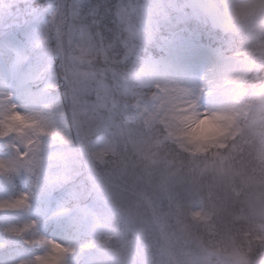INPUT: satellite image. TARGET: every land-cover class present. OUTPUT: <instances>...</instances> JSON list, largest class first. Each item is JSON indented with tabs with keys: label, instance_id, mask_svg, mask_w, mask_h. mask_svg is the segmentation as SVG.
<instances>
[{
	"label": "rangeland",
	"instance_id": "rangeland-1",
	"mask_svg": "<svg viewBox=\"0 0 264 264\" xmlns=\"http://www.w3.org/2000/svg\"><path fill=\"white\" fill-rule=\"evenodd\" d=\"M28 1L2 0L0 7V97L7 93L18 111L39 121L0 116L2 128L14 134L0 142L2 148L10 145L9 153L0 149V202L27 197L25 207L0 210V264H37L36 258L49 254L54 245L69 250L64 264H264L236 245L234 252L224 246L206 250L202 232L221 242L229 222L247 220L263 225L264 233V160L258 159L264 151V107L251 100L243 105L242 120L251 122L249 138L239 140L241 123L220 155L203 160L186 157L145 119L148 95L135 99L131 126L115 120L109 109L117 98L114 85L127 93L125 76L141 88L171 85L178 77L199 89L215 80L209 65L223 75L228 70L233 76L251 72L239 59L242 53L226 55L213 34L218 29L238 34L228 25L223 0L121 1L117 13L125 21L120 57L108 53L91 29L98 20L88 17H97L101 10L98 3L90 5L95 0H49V7L38 6L22 26L26 40L19 38L12 6ZM161 18L170 25L198 20L213 33L183 26L172 37L162 34L156 51L145 49L137 64L129 66L140 42L155 38ZM189 51L195 57L191 65L179 61ZM81 53L106 64L95 65L99 72L85 67L95 73L87 92L74 90L66 73L74 55ZM59 57L61 75L55 70ZM120 61L126 69L106 74L104 67ZM61 84L69 92L77 125L64 130L53 118L46 127L48 151L35 158L37 132L45 121L40 116L45 117L53 89ZM33 180L46 183L48 196L34 198L29 185ZM14 182L20 185L18 191ZM73 211L89 224L90 240L79 243L61 226ZM27 238L35 242L25 245Z\"/></svg>",
	"mask_w": 264,
	"mask_h": 264
},
{
	"label": "clouds",
	"instance_id": "clouds-1",
	"mask_svg": "<svg viewBox=\"0 0 264 264\" xmlns=\"http://www.w3.org/2000/svg\"><path fill=\"white\" fill-rule=\"evenodd\" d=\"M223 3L229 27L245 38L239 59L252 71L212 80L199 89L160 83L147 97L145 119L157 126L168 144L197 160L217 157L232 142L243 123L242 106L249 100L264 107V0ZM20 150L25 151L23 144Z\"/></svg>",
	"mask_w": 264,
	"mask_h": 264
},
{
	"label": "trees",
	"instance_id": "trees-1",
	"mask_svg": "<svg viewBox=\"0 0 264 264\" xmlns=\"http://www.w3.org/2000/svg\"><path fill=\"white\" fill-rule=\"evenodd\" d=\"M121 1L123 0H95L94 2H91V6H96L98 3V7H100V12L97 14V17H88L89 21H97L96 25H92V28L94 30L95 36L98 39L100 37L101 42L103 46H105L108 53L112 55H117L116 57H120L123 49L121 48V41L120 37L123 33V22L125 21V17H122L117 13L118 4H121ZM46 3L48 7L50 6L49 0H30L28 2H24L21 4H14L12 6V10L16 12H11V20L15 21V25L13 26V30H18L19 36L21 39L26 40L25 31L22 30V26H24L25 22L28 19H31L34 12L38 8V6H42ZM96 4V5H95ZM3 5L2 0H0V7ZM179 23V22H178ZM174 23L173 25H170L164 18L158 19L157 22V28H155L153 31L155 33L154 39L148 40L144 39L140 42L139 46L136 47L134 50V55L131 56L129 59L131 65L137 64L136 61H139L138 55H141L144 50L149 51H156V45L161 42L162 34L166 36L173 35V32L179 28H182L183 26L189 27L191 30H198L205 33H213V31H210L208 27H204L202 22H199L198 20L188 19V22L182 23ZM17 24V25H16ZM12 30V26L7 28V31L10 32ZM215 37L219 38V44L222 45V49L225 52V54H231V55H238L239 53H242L244 46H243V35L238 33L237 35H234L233 33H223L221 29L216 30L215 33H213ZM98 39V40H100ZM126 60V59H125ZM127 61V60H126ZM136 62V63H135ZM61 58L56 59V67L55 70L60 75L63 74V65H62ZM110 66L104 67V71L108 75H112L114 73H121L125 68L123 65V62L120 61L119 64H111ZM95 65H100L101 67L103 65H106L104 63L99 62H93V64L90 65L91 68L95 69L96 72H99L97 70V67ZM84 67H87V65H84ZM125 79L129 81V84L127 85V93L119 92L117 91L119 86L117 85L113 87V92L115 95H117V98L115 99V105L112 103L109 107L111 112H113L114 119L117 121H120L122 124L127 123L130 126L132 125V118L131 111L132 106L135 103V99L137 97H143V96H149L150 95V89L147 88H141L137 83L130 80V77H126ZM52 99L49 104V107L47 109L46 115H45V121L41 125L40 129L37 132V142L33 147V155L35 158L40 157L42 151H46L44 149L47 147V142L45 141V137L47 134V126L51 125L52 119H59L61 122V126L64 128V130H68L70 125L72 128L77 125V121L75 120L74 116V107L71 105V99L69 92L67 91V88L64 85H58L53 89L52 93ZM251 122L250 121H243L241 124V130L242 135L239 137V140L243 137L249 138L250 135V127ZM71 128V129H72ZM41 129H44V131H41ZM137 129V128H136ZM5 133H9V136L14 138L13 131L11 129H3L0 125V142L2 141V138L4 137ZM252 138L254 140V137L252 135ZM243 142V141H242ZM244 142H247L246 139H244ZM0 145V149L4 151V153L10 152V145H8L6 148H2ZM263 146V145H262ZM264 150V149H263ZM172 154V153H169ZM259 160H264V151L258 158ZM15 183V182H14ZM17 191L20 188L19 183H15ZM31 186L32 193L34 195V198H45L48 196V189L46 187V183L41 181L33 180L29 184ZM61 226L64 228V230L70 234L72 237H75L76 240L80 243L85 240H90L91 234L89 233V224L83 222L82 218L79 216V214L76 211H73L71 215L68 217L62 218L60 222ZM167 225V224H166ZM233 225V226H231ZM165 226V225H164ZM263 225H254L251 222L245 220H238L237 222H229L228 223V229L225 232L226 237L223 238L224 232L220 234L219 237H222V241H214L211 237V233L209 231L204 232V239L209 245L208 247H204L206 250H212L214 248L221 249L223 248L229 250L230 252L236 251L235 245L238 248H241L244 253H246L247 256H251L254 258V260H262L264 259V233L262 229ZM166 231L167 226L164 228ZM218 233H220V228H217ZM169 232V231H168ZM228 232V233H227ZM214 233V232H212ZM207 235V237H206ZM224 240V241H223ZM228 241V242H226ZM25 245H32L33 242H35V238H27L23 241ZM213 242V243H212ZM226 242V243H225ZM235 248V249H233ZM223 250V249H222ZM202 252V251H201ZM208 253V252H206ZM212 258L215 257L214 250L211 252ZM214 260V259H213ZM170 262V261H169ZM171 263V262H170ZM22 264V263H21ZM36 264V263H34ZM39 264V262L37 263ZM172 264V263H171Z\"/></svg>",
	"mask_w": 264,
	"mask_h": 264
},
{
	"label": "snow or ice",
	"instance_id": "snow-or-ice-1",
	"mask_svg": "<svg viewBox=\"0 0 264 264\" xmlns=\"http://www.w3.org/2000/svg\"><path fill=\"white\" fill-rule=\"evenodd\" d=\"M87 55L81 53L79 55H74L72 63L69 64L66 73L67 79L71 82L74 90L79 92H87V82L91 77L95 75L94 72L88 71L84 65L93 64V59H87ZM0 105H4L3 111H0V116L3 117L4 120H13V121H22V120H32L33 123H39V121L30 117L29 115L22 114L17 110V106L11 103V96L0 97ZM78 115H86L85 113H79ZM41 120H44L45 117L40 116ZM88 121H84L85 126L88 125ZM44 131V129H42ZM50 135H54L55 133H49ZM9 133H5L3 138H8ZM27 201V197L25 196L21 200H17L14 202H0V210L8 208V209H18L25 207ZM19 234V233H18ZM69 250L65 249L61 246L54 245L51 252L43 257H37V261L39 264H64V259Z\"/></svg>",
	"mask_w": 264,
	"mask_h": 264
},
{
	"label": "bare ground",
	"instance_id": "bare-ground-1",
	"mask_svg": "<svg viewBox=\"0 0 264 264\" xmlns=\"http://www.w3.org/2000/svg\"><path fill=\"white\" fill-rule=\"evenodd\" d=\"M176 47V46H175ZM177 48V47H176ZM228 58H232V60H236L235 58H233V57H228ZM194 60H195V57L191 54V51H189V52H185L184 53V55L181 57V59L179 60V61H181V62H183V63H185V64H187V65H191V63H193L194 62ZM208 72H209V74H210V77L212 76L213 77V79H214V77H215V80L217 81V82H219V81H222L223 79H225L226 77H230V76H233L232 75V72H231V70H228V73L227 74H225V75H223V74H221L222 73V71L220 72L218 69H220V68H215L214 66H208ZM208 74V75H209ZM211 77V78H212ZM183 80H181V79H179L178 77H175L174 79H173V82L171 83V85H179V86H182V87H187V88H189V89H193V86H192V82L187 78H185V81H183ZM206 85V84H205ZM204 85V86H205ZM8 95H7V93H3V95H2V97H7ZM206 103H207V101H206Z\"/></svg>",
	"mask_w": 264,
	"mask_h": 264
}]
</instances>
